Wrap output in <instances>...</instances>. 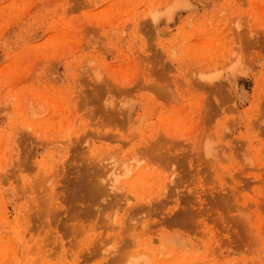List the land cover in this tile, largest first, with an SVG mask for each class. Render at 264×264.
Returning a JSON list of instances; mask_svg holds the SVG:
<instances>
[{"label": "rangeland", "instance_id": "rangeland-1", "mask_svg": "<svg viewBox=\"0 0 264 264\" xmlns=\"http://www.w3.org/2000/svg\"><path fill=\"white\" fill-rule=\"evenodd\" d=\"M0 264H264V0H0Z\"/></svg>", "mask_w": 264, "mask_h": 264}, {"label": "bare ground", "instance_id": "bare-ground-1", "mask_svg": "<svg viewBox=\"0 0 264 264\" xmlns=\"http://www.w3.org/2000/svg\"><path fill=\"white\" fill-rule=\"evenodd\" d=\"M115 169H116V168H115ZM115 169H113V171H114ZM128 169H129V168L127 167L126 170H128ZM111 170H112V169H111ZM116 170H117V169H116ZM116 170H115V171H116ZM120 172H121V171H120ZM120 172H119V173H120ZM123 172H124V171H123ZM113 173H114V172H113ZM115 174H117V172L114 173V176H115ZM111 175H112V172H111ZM119 175H120V174H119ZM114 176L112 175V177H114ZM114 178H115V177H114ZM116 178H117V177H116ZM113 182H115V181H113ZM113 182H112V183H113ZM110 184H111V183H110ZM110 186H111V185H110ZM112 186H113V185H112ZM117 189H118V188H117ZM135 262H136V261H135Z\"/></svg>", "mask_w": 264, "mask_h": 264}]
</instances>
